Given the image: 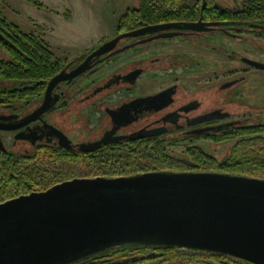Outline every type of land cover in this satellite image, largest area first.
Instances as JSON below:
<instances>
[{"label":"flooded vegetation","instance_id":"flooded-vegetation-1","mask_svg":"<svg viewBox=\"0 0 264 264\" xmlns=\"http://www.w3.org/2000/svg\"><path fill=\"white\" fill-rule=\"evenodd\" d=\"M7 6L6 0H0V46L12 43L13 27L10 24L17 26L3 14ZM195 10L200 15L188 20L134 23L128 30H117L116 36L150 25L174 23L176 26L121 38L112 50L117 53L93 58L87 71L57 84L50 93L49 107L32 121L26 122V119L42 106L48 83L39 95L10 98L7 90L22 89L27 85L0 80V124L19 126L17 129L0 128V140L6 147L1 151L17 156L33 155L38 149L48 148L77 152L83 151L81 144L154 129L157 134L118 141L178 140L180 144L171 147L181 158L198 148L211 154L206 148L215 150L219 147L212 142L211 135L237 125L264 122L262 91L252 72L263 69L249 63L247 59L257 60L246 55L250 51L261 54L264 49L261 45L264 42V18L260 15L264 5L256 0H196ZM233 12L241 14L240 18H231ZM253 13L259 14L254 18ZM185 22L197 23V27H177ZM172 42L183 43L189 48L194 46L199 52L167 50L166 45ZM159 46H165V50L156 49ZM97 47L78 59L63 62L62 70H72ZM120 58L128 60L112 69L102 70ZM236 60L242 63L240 67L233 63ZM156 74L163 77L158 88L140 93V81ZM158 93L164 95L151 102L139 100ZM59 133L66 135L72 144L66 147ZM118 141H107L102 146ZM191 251L194 260L186 264H253L220 253Z\"/></svg>","mask_w":264,"mask_h":264},{"label":"water","instance_id":"water-1","mask_svg":"<svg viewBox=\"0 0 264 264\" xmlns=\"http://www.w3.org/2000/svg\"><path fill=\"white\" fill-rule=\"evenodd\" d=\"M177 25V24H176ZM174 23L150 25L103 42L78 66L53 76L52 89L91 67L123 37L139 36ZM196 28L197 23L177 25ZM264 70V63L247 59ZM163 93L143 97L151 102ZM18 125L0 124L17 129ZM150 130L81 144L93 151L107 141L157 134ZM64 145L72 142L59 133ZM0 140V150H5ZM194 167L196 162L181 157ZM126 246H167L220 253L264 264V178L217 170L152 169L129 175L77 176L0 202V264H75L100 252ZM203 264V263H191Z\"/></svg>","mask_w":264,"mask_h":264},{"label":"trees","instance_id":"trees-1","mask_svg":"<svg viewBox=\"0 0 264 264\" xmlns=\"http://www.w3.org/2000/svg\"><path fill=\"white\" fill-rule=\"evenodd\" d=\"M29 1L42 5L37 0ZM256 1L264 5V0ZM195 7L196 0H140L138 7L129 8L120 16L117 30H128L134 23L188 20L200 15ZM258 14L252 15L255 18ZM240 15L233 12L230 17L240 18ZM260 15L264 18V11ZM10 26L13 27L12 43L2 44L10 56L0 55V80L27 85L7 90L10 98L39 95L48 81L62 70L65 61L41 36ZM210 139L216 145L230 143L228 152L219 158L198 148L185 155L197 163L194 167L182 162L172 151L171 146L179 145L180 141L159 138L113 142L89 153L48 148L38 149L33 155L17 156L0 150V201L31 190H44L77 176L129 175L155 168L217 170L264 178V122L233 126L226 132L211 135ZM182 251L167 246H126L100 252L75 264H142L151 260H159V264H186L194 260L192 253Z\"/></svg>","mask_w":264,"mask_h":264},{"label":"rangeland","instance_id":"rangeland-1","mask_svg":"<svg viewBox=\"0 0 264 264\" xmlns=\"http://www.w3.org/2000/svg\"><path fill=\"white\" fill-rule=\"evenodd\" d=\"M6 1L8 6L3 12L5 18L19 26L23 32H35L45 38L65 63L80 58L89 49L116 36L120 16L128 8L137 7L140 3V0H37L42 4L38 6L29 0ZM261 45L264 47V42ZM245 46L249 47V44H245ZM160 47H156V49ZM166 47L167 50L172 51L199 52V49L194 46L189 48L180 42L169 43ZM160 49L165 50V46ZM0 53L6 57L10 56L2 46H0ZM246 55L255 57L257 61L264 63V49L261 50V54L250 51ZM127 60L120 58L102 70L112 69ZM233 63L238 67L242 65L239 60ZM252 72L255 75L254 79H258V86L261 88L262 101L264 102V70L253 69ZM162 80L161 74L145 78L140 81L138 90L140 93L153 91L158 88ZM8 143L11 145L10 140ZM217 145L219 147H216L215 150L211 148H206V150L220 158L228 152L230 143ZM12 148L20 150L17 149V146ZM182 253L190 254L192 251L184 249ZM159 262V260H151L142 264H159Z\"/></svg>","mask_w":264,"mask_h":264},{"label":"built area","instance_id":"built-area-1","mask_svg":"<svg viewBox=\"0 0 264 264\" xmlns=\"http://www.w3.org/2000/svg\"><path fill=\"white\" fill-rule=\"evenodd\" d=\"M0 202H2V201H0Z\"/></svg>","mask_w":264,"mask_h":264}]
</instances>
